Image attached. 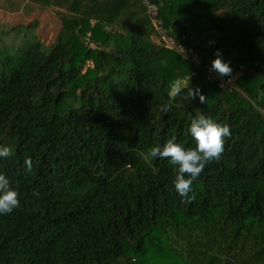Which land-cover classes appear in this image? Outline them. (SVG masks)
I'll use <instances>...</instances> for the list:
<instances>
[{
	"label": "trees",
	"instance_id": "obj_1",
	"mask_svg": "<svg viewBox=\"0 0 264 264\" xmlns=\"http://www.w3.org/2000/svg\"><path fill=\"white\" fill-rule=\"evenodd\" d=\"M33 1L67 14L50 42L36 20L0 27V144L11 148L0 171L20 200L0 214V264H142L159 251L264 264V0H151L202 67L156 40L142 0ZM217 49L233 69L223 85L205 67ZM197 112L231 135L189 202L175 166L148 149L172 137L195 147Z\"/></svg>",
	"mask_w": 264,
	"mask_h": 264
},
{
	"label": "clouds",
	"instance_id": "obj_2",
	"mask_svg": "<svg viewBox=\"0 0 264 264\" xmlns=\"http://www.w3.org/2000/svg\"><path fill=\"white\" fill-rule=\"evenodd\" d=\"M210 71L218 73L221 77L228 76L233 71L230 62L224 59L219 49L216 50L215 58L211 62ZM196 96L204 103V95L198 87L191 92V97ZM188 131L195 141V147H186L172 137L163 145L150 147L148 155L153 158H166L169 164L175 166L174 189L182 199L190 202L194 198L193 181L207 163L220 158L225 138L231 135V131L228 124L200 112H197L190 121ZM10 155L11 148L0 144V159ZM24 163L26 170L30 171L31 160L26 158ZM19 204L18 189L13 186L8 175L0 171V214L11 213Z\"/></svg>",
	"mask_w": 264,
	"mask_h": 264
},
{
	"label": "rangeland",
	"instance_id": "obj_3",
	"mask_svg": "<svg viewBox=\"0 0 264 264\" xmlns=\"http://www.w3.org/2000/svg\"><path fill=\"white\" fill-rule=\"evenodd\" d=\"M54 1V0H53ZM40 3V2H38ZM54 3V2H53ZM3 5L4 2H3ZM7 9V8H4ZM13 11L12 9H10ZM67 14V12H63L60 7L56 5H48L40 3V9L36 15H38V25L35 27V31H38L39 37L45 42H50L52 39L57 37L61 28H62V15ZM0 24L6 26V28H14L15 33L17 31H25L26 26H28L29 21L27 18L22 16H5L3 17V22ZM28 28V27H27ZM1 29V28H0ZM158 41V39H156ZM92 43H90L91 45ZM94 45V44H93ZM92 46V45H91ZM188 76L181 77L177 82H169L167 84V90L174 94L175 91L186 84ZM128 81V75L125 73L120 77H117L113 84H117V87L126 86ZM169 256L163 257V253L161 251L157 252L153 255H147L141 258L142 264H187L182 260L174 257L171 254Z\"/></svg>",
	"mask_w": 264,
	"mask_h": 264
},
{
	"label": "built area",
	"instance_id": "obj_4",
	"mask_svg": "<svg viewBox=\"0 0 264 264\" xmlns=\"http://www.w3.org/2000/svg\"><path fill=\"white\" fill-rule=\"evenodd\" d=\"M147 8L149 15L151 16L153 22L156 25L158 31V41L169 48L177 50L185 59L192 61L195 65L202 67L203 59L196 53L195 49L192 46H188L184 43L183 40H179L175 35L171 34L169 28L164 25V20L159 13V5L151 2V0H142ZM184 37V35H183ZM210 72L213 78L219 79L221 84L226 83L225 79L221 77L218 73L210 71L211 63L206 64L205 66ZM230 79L227 81L229 84Z\"/></svg>",
	"mask_w": 264,
	"mask_h": 264
},
{
	"label": "crops",
	"instance_id": "obj_5",
	"mask_svg": "<svg viewBox=\"0 0 264 264\" xmlns=\"http://www.w3.org/2000/svg\"><path fill=\"white\" fill-rule=\"evenodd\" d=\"M3 2L5 5H3ZM39 9L40 3L33 0H0V24L3 22V17L16 15L27 18L29 22L38 21L36 13H38Z\"/></svg>",
	"mask_w": 264,
	"mask_h": 264
}]
</instances>
